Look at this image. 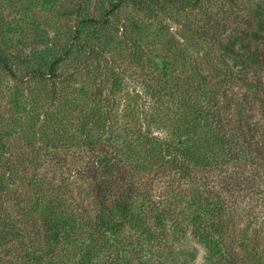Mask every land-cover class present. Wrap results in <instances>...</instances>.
<instances>
[{"label":"trees","instance_id":"trees-1","mask_svg":"<svg viewBox=\"0 0 264 264\" xmlns=\"http://www.w3.org/2000/svg\"><path fill=\"white\" fill-rule=\"evenodd\" d=\"M220 2L81 0L59 12L71 31L26 6L0 22L16 84L0 78V264H164L190 229L219 264H264L257 224L241 234L233 215L264 194V2L247 0L246 24ZM131 81L148 112L122 109Z\"/></svg>","mask_w":264,"mask_h":264},{"label":"rangeland","instance_id":"rangeland-1","mask_svg":"<svg viewBox=\"0 0 264 264\" xmlns=\"http://www.w3.org/2000/svg\"><path fill=\"white\" fill-rule=\"evenodd\" d=\"M2 1H4V3H2ZM38 1H43V0H0V22L1 24L4 22H8V20H11L14 16V10H15V6L19 9H21L22 7L26 6L28 8H30L32 11L29 12V14H36V11H38V14L40 15H44V19L48 18L50 21H52L55 17L58 18L59 22L61 23V26L63 27V31H71L74 29V18L76 19V16L69 18H65L64 16H62L61 14H59V12H63L66 8H70L73 7L74 4H78V2H80L79 0H66L65 2L62 0L60 3L54 5V8L52 10H48V6H44L42 7L41 5H37L36 2ZM252 2L254 1H263L264 0H250ZM219 3L221 4L220 0ZM239 4H241V6H232L231 4L226 5L225 9L223 11H221L220 14L224 15L225 17L228 18V21L230 23H240V24H246V22L249 20L250 18V11L248 10L249 6H252L251 4L247 3V0H239ZM249 5V6H248ZM94 8V7H92ZM36 10V11H35ZM92 12L94 13V10L92 9ZM131 12V9H126L124 10V12L120 13L118 15V19H115L114 22L116 23H123L126 20V17L129 16ZM236 14L239 16L238 19L236 18ZM98 15V14H97ZM138 16H140L139 18L142 17L141 14H137ZM233 15V16H232ZM231 16V17H230ZM16 18V16H15ZM18 18V17H17ZM16 18V19H17ZM160 24L163 23V20H159ZM112 21V32H116V27L114 23ZM147 23H150V20L147 19ZM154 24V22H152ZM168 24H171V26H173L172 31L171 32H176V27H174L173 22H168ZM27 32L29 33H25V37L24 38H32V33H30V30H27ZM122 33V31L120 30V32L118 33V38H120V34ZM15 38H19V36H15ZM68 40V38L64 37L63 40L65 41ZM24 51L29 52L30 49L26 46V48L24 49ZM124 66L126 64H123ZM129 76V74H128ZM86 77V76H85ZM264 77V74H263ZM0 78L2 80V82H6V84H10L9 86H15L16 84L13 83V81L8 79V76L6 77L5 74L0 72ZM86 78H92V76L90 77H86ZM6 79V80H5ZM8 80V81H7ZM140 81L139 82H133L131 81V84L129 85L128 88L125 87V93L124 94H120L118 99L121 98V103H122V109H124L123 105H132L134 107V111L138 112L141 108H144L145 111H149L151 108V104L150 101H148L147 98L150 97H145L144 94L138 93L136 91L131 92V96H133L132 100L127 99V96H125L126 93H129L133 88H136L140 91H142L143 87L140 85ZM50 87V83L48 84ZM9 95V94H8ZM10 98H0V105L3 106L4 103L6 102H10L9 100ZM12 99V98H11ZM151 99V98H150ZM142 127L139 126L137 127L138 129ZM154 131H157L156 129ZM258 183V182H257ZM255 191V189H254ZM89 194V195H88ZM87 196L83 199L84 202L89 203V204H93L94 203V197L93 194L88 193ZM237 193L234 192L231 196H235ZM235 197H230V199H233ZM246 198V199H243ZM160 199V198H157ZM229 199V198H228ZM241 200L238 201L239 207L236 210V212L233 213L234 218L239 221L240 223V233L243 234L244 233V225L247 224L248 222H252L253 224L256 223L257 225L255 226H251L249 228V235H252L255 233L256 229H259L261 231V238L259 239V244L261 243V246L259 247V250L262 251L263 254V258H264V211L261 210H253L250 214L248 213V211L252 209H254L256 206L259 205H264V194L261 193H256L253 195V197L251 196V199H255V200H251L249 197H247L246 195L243 197H240ZM176 200L178 203L183 204L185 199H181L180 197L176 196ZM176 200H170L168 202H166V204H162L159 205V208L162 209L164 206H166L165 208H167L169 206V204H175ZM245 200V201H242ZM150 210L153 211L152 208L149 207ZM153 212H147L146 214L151 215ZM232 214V213H231ZM252 218V219H251ZM248 220V222H247ZM187 225V224H184ZM259 225H263L262 229L259 228ZM191 229L189 230V239L185 241L184 245L185 247V253L187 257H180L181 256V252L180 251H176L174 250L173 254H171L168 251V247L161 252V256L158 257L160 260H156L159 263H164V264H169L170 262L172 263L173 259L171 256H173L174 258L179 257L178 260L180 259H184L187 262H191L192 264H219V257H214V255H211V253L209 254V252L207 253V249L204 246L203 243V239H198V238H193L191 235ZM172 240V239H171ZM89 242V240H88ZM87 242V244H88ZM172 243V242H171ZM241 243V240H240ZM257 244V239H256V243ZM177 244H175L174 246L176 247ZM258 245V244H257ZM257 245H256V249H257ZM177 248V247H176ZM239 250L242 251L243 254H245L244 249H241L239 247ZM191 254V255H190ZM170 257H169V256ZM186 258V259H185ZM105 260V258H103ZM100 260H102V258L100 257ZM250 264H252V262H250Z\"/></svg>","mask_w":264,"mask_h":264}]
</instances>
